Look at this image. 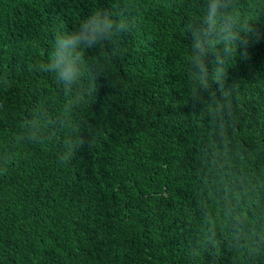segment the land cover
<instances>
[{
	"label": "trees",
	"instance_id": "16d2710c",
	"mask_svg": "<svg viewBox=\"0 0 264 264\" xmlns=\"http://www.w3.org/2000/svg\"><path fill=\"white\" fill-rule=\"evenodd\" d=\"M203 4L115 0L136 27L85 53L105 70L95 92L86 77L68 93L36 65L56 30L114 0H0V264H264L222 227L205 243L201 202L218 180L243 175L264 196V39L229 63L227 101L213 84L196 102L185 25ZM241 5L264 30V0Z\"/></svg>",
	"mask_w": 264,
	"mask_h": 264
},
{
	"label": "clouds",
	"instance_id": "9594fccd",
	"mask_svg": "<svg viewBox=\"0 0 264 264\" xmlns=\"http://www.w3.org/2000/svg\"><path fill=\"white\" fill-rule=\"evenodd\" d=\"M115 7L114 0L112 8L93 9L74 29L56 30L51 51L36 69L52 74L55 82L68 93L74 87L79 88L87 77L92 81L88 92H95V82L105 70L101 65L92 73L85 53L90 49H107L136 27ZM186 33L190 35L187 77L195 85L192 99L200 102L203 93L211 95L215 84L227 101L231 93L225 89L224 81L229 63L237 58L241 61L250 59L249 47L264 39V30L254 19L253 6L245 11L241 0H204L202 11L188 19ZM106 62H109L108 58ZM109 83L116 86L114 81L109 80ZM223 111L224 106L214 107L210 115L218 119ZM31 127L38 130L39 124ZM85 143L82 137L76 140L66 138L63 150L57 155L59 163L71 162L77 149ZM213 192L210 199L214 203L201 202L205 243L214 247L218 230L222 227L229 234L233 247H245L252 255L264 250V196L260 195V188L243 175L234 178L225 175L224 179L217 181Z\"/></svg>",
	"mask_w": 264,
	"mask_h": 264
}]
</instances>
